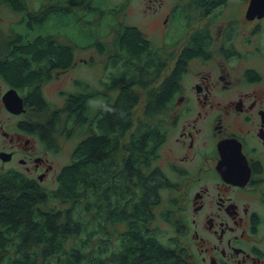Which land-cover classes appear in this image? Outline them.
<instances>
[{"label":"trees","instance_id":"16d2710c","mask_svg":"<svg viewBox=\"0 0 264 264\" xmlns=\"http://www.w3.org/2000/svg\"><path fill=\"white\" fill-rule=\"evenodd\" d=\"M83 1L63 6L69 1L51 0L31 12L26 0H0V6L26 13L19 22L24 32L12 33L16 40L0 58V76L34 112L48 105L42 85L54 71L72 67L79 47L42 32L57 18L75 17L73 5ZM227 2L188 0L173 9L172 19L185 21V34L192 14L193 19L209 16ZM118 30L112 52L99 40L104 33L97 37L86 30L79 48L106 54L103 78L97 86L75 80L77 90L60 93L64 106L36 125L41 139L52 143L58 131L78 138L70 162L56 175L55 188L46 189L18 171L0 170V264H188L179 244L160 242L150 226L166 186L165 173L153 163L164 137L161 125L138 120L133 126L132 113L141 94L145 117L161 113L178 90L183 69L164 75L172 51L160 52L137 26ZM208 40V32L196 31L185 42L197 48ZM184 50L182 58L198 53ZM167 215L163 220L168 223Z\"/></svg>","mask_w":264,"mask_h":264},{"label":"flooded vegetation","instance_id":"af4514ba","mask_svg":"<svg viewBox=\"0 0 264 264\" xmlns=\"http://www.w3.org/2000/svg\"><path fill=\"white\" fill-rule=\"evenodd\" d=\"M263 19L247 20L260 25ZM232 21L213 33L190 26L187 35L206 31L209 40L197 48L184 42L166 73L183 69L162 111L164 137L154 162L168 145L164 188L174 196L167 219L183 238L179 248L188 264H264V42L249 27L248 41L237 44ZM184 49L198 53L182 58ZM11 89L0 76V170L41 184L54 173L57 141L41 139L40 120L18 89L24 111L6 107Z\"/></svg>","mask_w":264,"mask_h":264},{"label":"rangeland","instance_id":"374dc122","mask_svg":"<svg viewBox=\"0 0 264 264\" xmlns=\"http://www.w3.org/2000/svg\"><path fill=\"white\" fill-rule=\"evenodd\" d=\"M49 1L51 2V0H26V3L28 10L35 12L46 8L50 3ZM65 1L69 2L63 3V6H70L78 0ZM187 4L188 0H86L73 5L75 17L64 16L61 19L57 18L48 23L46 25L47 29H44L42 33L46 32L49 36H54L59 41L67 40L68 42L76 43L79 47L85 43L83 41L86 37V30L90 35L96 33L97 37L104 33L105 36L103 38L99 37V40L106 44L109 52H112L119 27L125 24L137 26L160 52L172 51L173 56L168 57L167 69L164 71L165 75L170 69L169 65L173 63L176 54L181 50L187 35V33L184 34L182 32V26L185 21L181 20L179 22L172 19L170 13L173 7L177 8L186 6ZM247 7V0H228L223 8L215 9L209 16H199L193 19L194 15L192 14L193 21L190 30L204 26L213 33L216 28L226 21L228 24V21L233 20L231 24L235 28L236 38L234 41L237 44H244L248 41L250 37L248 33L249 27H254L258 31V35L255 38L256 41L264 42V19L260 22V25L259 23L249 24L248 20L244 17ZM21 17L22 14L14 12L6 5L0 6V58H3L7 48H10V45L7 44L8 41L15 38L12 36V33L14 35L15 32H24L23 26L20 27L19 25ZM94 25L99 27L95 30ZM79 47L75 49V60L72 67L65 71H58V77H54L56 73L54 71L52 78L42 85L41 91L48 105L42 111H30L32 116L37 118V120L44 121L52 111L64 106V97L61 96L59 91L61 89L65 92L77 90L78 87L73 85L75 80L79 79L97 86L98 80L103 78V64L107 58L106 54H98L94 47L86 49ZM143 100L144 95L141 94V100L132 109L134 117L133 126L136 125L135 123L138 120L149 122L150 125L154 124L153 121H155L161 125L164 112L156 115L154 119L145 117L143 113ZM54 136L58 145V154L53 161L55 170L53 174L41 183L42 186L49 190L55 188L56 175L63 165L70 162L72 149L78 141L76 136L63 137L59 131ZM167 147L168 145L163 146L160 151V158L154 164L160 166L162 168L160 169L164 170L167 176H169L170 171L167 168V164L171 156L168 154ZM173 196L171 191L165 188L161 190L160 201L153 209L155 219L150 223V226L157 231L160 242L171 245L173 243L182 245L183 238L180 235L178 236L173 226L163 220L169 209L173 211L171 205ZM55 206L62 208L64 205L55 202ZM175 211L174 209L173 218L175 217Z\"/></svg>","mask_w":264,"mask_h":264},{"label":"water","instance_id":"95a60500","mask_svg":"<svg viewBox=\"0 0 264 264\" xmlns=\"http://www.w3.org/2000/svg\"><path fill=\"white\" fill-rule=\"evenodd\" d=\"M264 17V0H248V7L245 11V18L253 20L254 18L261 19ZM6 107L15 113L24 111L22 99L17 94L15 89H11L6 93L4 98Z\"/></svg>","mask_w":264,"mask_h":264}]
</instances>
